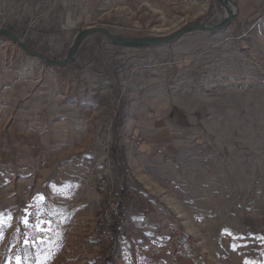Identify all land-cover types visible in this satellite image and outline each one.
<instances>
[{
    "label": "rangeland",
    "instance_id": "1",
    "mask_svg": "<svg viewBox=\"0 0 264 264\" xmlns=\"http://www.w3.org/2000/svg\"><path fill=\"white\" fill-rule=\"evenodd\" d=\"M231 2L221 30L96 33L66 66L0 35V264H264V0ZM225 16L218 0H0V27L56 60L88 27Z\"/></svg>",
    "mask_w": 264,
    "mask_h": 264
},
{
    "label": "water",
    "instance_id": "2",
    "mask_svg": "<svg viewBox=\"0 0 264 264\" xmlns=\"http://www.w3.org/2000/svg\"><path fill=\"white\" fill-rule=\"evenodd\" d=\"M218 1L224 8L226 12V16L223 20H221L220 22L214 25H209L201 22L185 24L169 34H159V35L143 37V38H125V37L115 36L108 28L103 26H99V27L92 26L82 29L76 35L70 49L68 50L63 60L52 59L45 56L40 51L30 49L23 41V39L19 38L10 29L0 27V35L7 36L8 38L16 42L26 54L37 57L48 66H66L76 58L78 51L82 46V44L84 43V41L96 33L103 34L110 42L117 45L128 46V47H145L149 45H156V44L172 41L182 36L185 33L195 30H206L210 32L221 30L226 26H228L234 20L236 15V9L233 3L231 2V0H218Z\"/></svg>",
    "mask_w": 264,
    "mask_h": 264
},
{
    "label": "snow or ice",
    "instance_id": "3",
    "mask_svg": "<svg viewBox=\"0 0 264 264\" xmlns=\"http://www.w3.org/2000/svg\"><path fill=\"white\" fill-rule=\"evenodd\" d=\"M11 220H12V218L8 217L9 226H11ZM22 222L25 224V226H27L30 222L29 216H26ZM48 223L49 222H44V221L38 220L37 223L32 225V227L36 228L39 232H41L43 234H47L48 228L45 227V225H47ZM4 226H5V217L3 214H0V239L3 238ZM35 243H36V241H32V244H35ZM39 243L40 244H48V243H50V240H48V241L41 240ZM25 244H29V241L25 240ZM29 246H31V244H29ZM43 251H47V248L43 249ZM40 254H42V253H40ZM16 259H17V264H21V258L18 256ZM41 264H47V259L42 261Z\"/></svg>",
    "mask_w": 264,
    "mask_h": 264
},
{
    "label": "trees",
    "instance_id": "4",
    "mask_svg": "<svg viewBox=\"0 0 264 264\" xmlns=\"http://www.w3.org/2000/svg\"><path fill=\"white\" fill-rule=\"evenodd\" d=\"M122 204H123V201L120 200L119 203H118V206L120 207V206H122ZM114 216H115V215H114ZM117 218H118V220H117ZM119 218H120V216H119V217H116V219H115V217H114V220H113V222H111V225H110L111 230H112L115 234L117 233V229H118V225H117V224H118ZM110 243L114 245L115 240L113 239Z\"/></svg>",
    "mask_w": 264,
    "mask_h": 264
},
{
    "label": "built area",
    "instance_id": "5",
    "mask_svg": "<svg viewBox=\"0 0 264 264\" xmlns=\"http://www.w3.org/2000/svg\"><path fill=\"white\" fill-rule=\"evenodd\" d=\"M133 140L136 141V142L139 141V140L137 139L136 136L133 137ZM110 225H111V223L109 224V228H110ZM104 232H105L107 235H110V234H111V231H110V230H109V231H104ZM111 238H112V236H111Z\"/></svg>",
    "mask_w": 264,
    "mask_h": 264
}]
</instances>
